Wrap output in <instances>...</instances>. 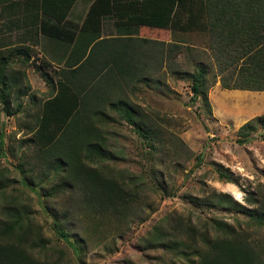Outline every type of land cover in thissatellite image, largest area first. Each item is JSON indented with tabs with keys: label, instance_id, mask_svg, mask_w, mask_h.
<instances>
[{
	"label": "rangeland",
	"instance_id": "1",
	"mask_svg": "<svg viewBox=\"0 0 264 264\" xmlns=\"http://www.w3.org/2000/svg\"><path fill=\"white\" fill-rule=\"evenodd\" d=\"M0 8L6 10V5ZM5 16L0 15V57L7 56L12 47L6 32L15 21H7ZM201 46L198 44L191 53H182L165 72L157 73L152 68L151 74L140 72L137 82L132 79L130 83H114L111 76L110 80H96L105 88L121 83L123 90L118 97L109 95V101L103 104L110 120L92 115L93 128L101 130L108 139L110 158L102 168L112 174L108 176L120 177L130 186V180H134L137 183L131 188L140 190L134 204L135 215L128 225L120 219L101 220L87 243L77 236V231L86 223L80 218L89 214L73 211L71 193H57V182L52 174L46 175L48 168L39 163L37 155L42 147L34 142L36 120L51 90L39 74V67L45 62L36 52L32 55L31 50L27 66L11 68L26 70L25 82L30 89L19 98L15 97L16 87L10 90L9 110L14 111L10 116L0 103V130L4 138L0 185L6 190L0 197V211L7 204L28 209L31 216L27 222L34 228L33 233L41 234L46 245L45 250L34 248L35 256L45 259L48 255L49 261L59 264H190L175 251L147 246L152 227L161 219L171 216L184 223L191 221L198 229L213 218L230 224L244 221L243 214L210 206L207 201L210 195L222 193L244 204L245 197L254 193L258 185L264 186L263 130L244 144L239 143L237 136L243 124L264 115V92L223 89L217 79L205 97L192 103L191 79L187 76L194 71L195 63L202 60L211 68L207 82H213L215 74V64L201 56ZM14 58L10 60L15 62ZM43 69L54 75L50 67ZM54 79L58 81L57 77ZM7 81L11 83V76ZM119 99L138 111V122L154 131L155 137L163 136L162 142H154L156 152L150 153L135 126L122 119L117 108H111L109 104ZM19 160L28 165L25 173L17 168ZM219 169L231 175L230 183L218 177ZM157 178L162 185L160 190L155 186Z\"/></svg>",
	"mask_w": 264,
	"mask_h": 264
},
{
	"label": "trees",
	"instance_id": "2",
	"mask_svg": "<svg viewBox=\"0 0 264 264\" xmlns=\"http://www.w3.org/2000/svg\"><path fill=\"white\" fill-rule=\"evenodd\" d=\"M11 1L0 0V6ZM43 1L42 12L60 23L74 0H68L60 14H57L56 10L47 9ZM111 1L113 0H96L89 13L98 12V7L99 13L102 14L116 11L117 5H112ZM128 2L126 4L133 7L131 12H135L134 18L129 22L138 29L142 28L141 32L145 34L151 27L157 28L155 35L160 29L173 32L178 9L183 10L184 15L187 14L184 27L202 24L200 27L208 38V51L200 53L202 57L210 58L214 62L215 74L213 82H207L206 75L211 68L202 60L195 63L194 71L187 76L191 79L192 103L196 102L198 97H205L207 89L213 86L217 79L223 89L264 92V0L247 3L227 2L224 5L205 0ZM105 3L109 8L103 9ZM201 16L206 17L205 23H199ZM99 23L100 19L97 21V24ZM221 25L224 30L215 31V28ZM99 37L100 32L92 35L86 48ZM174 37L172 33V38ZM156 44L159 47L157 52L141 54L142 62L139 67L132 64V53H126L128 60L123 65L116 61L114 67H105L108 63L99 56L98 44L90 48L86 57L84 50L74 61V64L78 65L70 71H56L46 62L39 67V74L51 88L47 99L43 101L34 132V142L42 147L37 154L39 163L46 164V175L52 174V179L57 182V193H71L69 198L73 211L89 214L80 218V221L86 220V223L79 226L77 231L80 233H77V236H82L85 243L90 242L91 234L101 220L112 222L120 219L124 225H128L135 215L134 204L140 190L131 188L137 183L134 180H130V186L120 177L108 176L110 173L106 172L107 168H102L105 160L110 158L108 139L101 130L93 128L92 115L110 120L103 111V104L109 101V95L118 97L123 90L121 83L115 85V88H105L96 84V80H102L103 77L110 80L111 76L114 83L131 82L136 73L137 77L140 76L137 79L140 80V72L142 75L148 72L151 74V68L157 73L165 72L170 68L172 61L184 53L181 51L182 46L178 44L173 45L178 48V51L173 52L162 48L165 44L163 41ZM30 51L27 46L16 45L8 48L7 56L0 57V103L7 116L14 113L9 110L10 90L16 87L18 91L15 97L19 98L30 89V85L25 82L26 70L11 71L15 65L18 68L28 65L31 60ZM186 52L191 53L193 50ZM71 54H74V49ZM14 56L15 62L10 60ZM44 67H50L54 75L44 71ZM8 76H11V83L7 81ZM54 77H57V82ZM127 86L129 84H126ZM109 105L111 108H117L121 118L129 125L135 126V132L144 140L150 153L157 151L154 142H162L163 136L158 134V137H155L154 131L140 124L138 111L131 110L129 103L123 99ZM17 107L21 108V104ZM259 130H263L264 135V115L252 118L238 129L239 143H246L248 138ZM3 149L4 138L0 130L1 155L4 153ZM26 165L20 162L17 168L25 173L28 168ZM217 173L224 182L230 183L232 180L231 175L222 169ZM159 182L157 178L155 186L160 190L162 185H159ZM1 186L0 197L6 194V190ZM207 204L243 214L244 223L237 221L236 224H230L213 218L208 220L202 229H198L191 221L184 223L167 216L152 227L151 234L146 239L147 246L175 251L186 257L190 264H264V186L258 185L254 193L245 197L244 204L222 193L210 195ZM30 216L27 208L19 209L7 204L1 209L0 264H59L49 261L48 255L45 259L34 255V248L45 250L46 245L41 234L33 233L34 228L28 224L27 219ZM87 219H92L93 222ZM97 244L98 242L94 246Z\"/></svg>",
	"mask_w": 264,
	"mask_h": 264
},
{
	"label": "crops",
	"instance_id": "3",
	"mask_svg": "<svg viewBox=\"0 0 264 264\" xmlns=\"http://www.w3.org/2000/svg\"><path fill=\"white\" fill-rule=\"evenodd\" d=\"M131 0H113L110 3L117 5L116 11L99 13H89L96 0H74L71 6L66 10L65 18L58 23L54 17L48 16L42 12V0H12L4 4L6 10L0 8V15H6L4 18L14 20V26L8 27L6 32L9 36L11 46L24 45L36 52L38 57L48 63L54 70L70 71L78 64H74L77 57L86 50L88 55L90 48L98 44L99 56L108 63L105 67H114V63L123 65L128 58L126 53H132L133 61L136 67L142 62V53L153 54L158 50L156 42L163 41L165 51H178L174 44L181 45V51L197 50V45L201 46V51H208L206 44V32L204 33L200 26L194 24L189 28L183 26L187 20V14L183 10H177L176 24L173 32L164 29L149 28L148 33H142L130 19L134 18L135 12H131L133 7L128 6ZM203 1V0H201ZM216 5H224L227 2H252L253 0H205ZM44 6L47 9L56 10L57 14L63 11L68 0H44ZM109 8L106 3L103 9ZM218 8V6H217ZM179 18V19H178ZM100 23L97 24V21ZM223 19V18H222ZM206 17H200L199 23H205ZM178 21V22H177ZM184 27V28H183ZM222 25L215 28V31H223ZM100 32V37L95 40L88 48L87 43L92 35ZM172 33L175 35L172 38ZM163 38V39H162ZM194 38V40H193ZM146 40L147 42H144ZM100 42V44H99ZM102 42V43H101ZM198 43V44H197ZM189 47V48H186ZM74 49V54H71ZM191 49V50H189ZM180 56V55H179ZM179 56L177 58H179ZM80 64V63H79ZM138 69V68H137ZM141 74V73H140ZM137 82V73L134 78Z\"/></svg>",
	"mask_w": 264,
	"mask_h": 264
}]
</instances>
